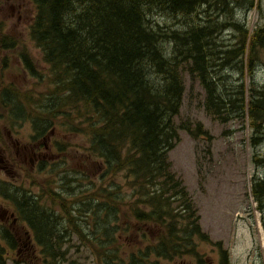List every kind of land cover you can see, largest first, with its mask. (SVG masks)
<instances>
[{
    "label": "trees",
    "instance_id": "16d2710c",
    "mask_svg": "<svg viewBox=\"0 0 264 264\" xmlns=\"http://www.w3.org/2000/svg\"><path fill=\"white\" fill-rule=\"evenodd\" d=\"M226 1L215 0L216 14L205 17L206 0H31L29 34L47 67L46 91L33 95L7 86L0 91V108L8 112L6 121L29 120L33 139L48 128L81 135L88 159L96 160L103 174L98 186L90 181V188L67 199L62 192L73 191V179L63 175L68 148L59 142L57 159L39 166L46 180L37 194L10 186L2 192L33 240L20 246L16 229L0 226V241L17 248L16 263L82 264L89 256L95 257L93 264L197 259L198 241L207 242L208 235L168 160L179 130L195 140L207 134L200 123H175L186 78L198 81L204 109L213 118H247L253 147L264 136V91H246L242 80L258 63L264 26L248 34L238 22H218L217 10H227ZM156 15L178 20V27L160 26ZM229 27L239 35L231 49L217 41ZM231 66L238 84L219 87L225 79L217 72ZM73 176L75 182L86 179ZM251 193L261 206L264 180ZM101 225L103 236L96 235ZM0 264H6L1 245Z\"/></svg>",
    "mask_w": 264,
    "mask_h": 264
},
{
    "label": "rangeland",
    "instance_id": "374dc122",
    "mask_svg": "<svg viewBox=\"0 0 264 264\" xmlns=\"http://www.w3.org/2000/svg\"><path fill=\"white\" fill-rule=\"evenodd\" d=\"M252 3L253 5L249 6L243 15L241 14L243 7L237 8L236 15L231 11L232 18L228 20V22H238L248 34L264 26V0H252ZM32 19L33 17L29 18L27 25L23 22L21 30L13 26L19 31L15 51L6 53L0 48V60L6 63L0 66V91L7 86H13L21 92L33 95L45 94L47 67L29 36ZM153 19L160 23V26L173 29L178 27V20L175 21L174 18L165 15H156ZM218 22L224 23L225 19L219 18ZM217 41L223 43L225 48L231 49L238 43L239 35H234L233 29L229 27L222 30L217 36ZM25 61L32 66L33 72L40 75L39 79L31 74ZM217 76H223L221 78L225 79L218 82L219 87L223 85L222 83L231 87L237 85L240 80L234 66L222 73L217 72ZM242 80L246 85V91L251 87L264 90V46L259 50V60L253 74L250 76L245 74ZM204 100L205 92L198 81L187 77L182 107L175 118V123L176 125L182 122H189L190 125L200 123L207 134L202 139L195 140L186 132L179 130V141L168 154L172 173L182 180L198 210L201 230L210 239L209 244L198 241V258L202 260L210 258L215 262L217 252L223 250L228 253L229 264H264V200L260 206V202L253 199L251 193L253 185L264 180V136L260 144L253 147L251 141L253 133L247 118L244 120L230 118L226 121L213 118L204 109ZM7 113L0 108V148L5 158L14 165L9 173L0 170L1 214L3 208L7 209L9 214L12 212V205L4 201L6 197L2 193L9 191V186L12 189H28L32 194L38 193L37 187L46 180L45 173L40 172L41 168H46L48 162L58 157L55 143L62 142L67 145L68 150L62 155L66 170L63 175L73 179V191L62 194L67 199H72L90 188L88 186L90 181L94 182L95 187L98 186L103 174L102 167L96 160L88 159L84 148L88 144L86 139L81 135L66 134L58 128L44 130V135L49 133L51 136V145H47L46 148L41 145L40 155L45 158L44 165L33 169L29 158L26 160L17 158L19 147L17 144L34 146L42 143L43 139L42 137L33 139L34 130L29 120L24 118L21 121H6ZM74 173H81L86 179L83 182H75ZM117 181L119 184L124 183L123 174L119 175ZM123 192L125 196L129 195L128 189H124ZM8 217L7 227L13 226L12 228L15 229L27 227L25 223L15 220L14 216L8 215ZM14 222L17 224L14 225ZM100 229L96 231V235L103 236V225ZM72 240L78 242L76 236H73ZM0 242L4 248L6 264H20L15 262V259L19 260L16 257L17 248L11 249L3 239ZM94 260V256H89L87 259L82 258L80 262L93 264ZM181 263L192 264L195 261L165 264Z\"/></svg>",
    "mask_w": 264,
    "mask_h": 264
},
{
    "label": "flooded vegetation",
    "instance_id": "af4514ba",
    "mask_svg": "<svg viewBox=\"0 0 264 264\" xmlns=\"http://www.w3.org/2000/svg\"><path fill=\"white\" fill-rule=\"evenodd\" d=\"M213 1L206 0V6H209L211 10H213L211 14H216V9L214 6L216 4H215V0ZM226 3H227V10H225L222 6L220 7V9L217 10L220 13L217 15V19L224 18L225 20H229V18H232L231 11H233V13L236 15L237 8H240V7H243L242 13H241L243 15L245 14V11L247 10V8L251 6L250 0H227ZM234 6L236 7L232 9ZM32 14H33V6L31 3V0H0V48L2 52L12 53L13 51L16 50L14 48L18 44L17 37L19 35L17 34V32L19 31L17 30H21V24L23 22H26V25H27L29 18L33 17ZM5 64L6 63L4 61L0 60V66H3ZM42 139H43L42 143H39L34 146H31L28 144L20 146V144H17L19 145L17 153H16L17 158L22 159V160H26L27 158H29L33 169L39 167L45 159L44 157L40 155L41 145L44 148H46L47 145H51V136H49V133H46L45 135L43 134ZM39 163L40 165H38ZM13 165L14 164H11L5 158L4 153L2 149L0 148V170L3 171L4 173H9L10 170L13 168ZM4 201L9 202L12 205V208H11L12 212L9 214V211L4 208L2 209V212H3L2 214L0 211V220H1L2 225H5L7 227L8 223L6 222L9 219L8 215L10 217L14 216L15 220L20 222L18 218V209L15 206V204L8 200H4ZM16 224L17 223L14 222V225ZM16 231L19 235L18 245L24 246V245L33 244V240L30 238L27 227L16 229ZM222 251L217 252V259L215 260V262H212L210 258H206L205 260H202L201 258H197L193 260L195 261V263H192V264H229L227 251H224L226 254L225 255L226 257H224V255L222 254ZM181 264H184V263H181Z\"/></svg>",
    "mask_w": 264,
    "mask_h": 264
},
{
    "label": "bare ground",
    "instance_id": "6f19581e",
    "mask_svg": "<svg viewBox=\"0 0 264 264\" xmlns=\"http://www.w3.org/2000/svg\"><path fill=\"white\" fill-rule=\"evenodd\" d=\"M211 1H213V0H211ZM219 1V0H218ZM210 2V1H209ZM214 2V1H213ZM217 2V1H216ZM229 2V1H228ZM211 5V4H210ZM215 6V5H214ZM216 7V6H215ZM221 7V6H220ZM232 7V6H231ZM220 9V8H219ZM225 9V8H224ZM213 12V10H211V8L209 7V6H206L205 5V7H204V13H203V15L205 16V17H207V16H209L211 13ZM211 16V15H210ZM205 19V18H204ZM203 19V20H204ZM210 20V19H209ZM209 22V21H208ZM262 33H264V32H262ZM258 47V46H257ZM259 47H261L260 46V44H259ZM247 59V58H246ZM246 67H248V66H246ZM250 79V78H249ZM255 84V83H254ZM250 85V84H249ZM249 87V86H248ZM264 91V90H263ZM215 110V109H214ZM216 113V112H215ZM223 114V113H222ZM225 116V115H224ZM222 117V116H221ZM222 119V118H221ZM228 120V119H227Z\"/></svg>",
    "mask_w": 264,
    "mask_h": 264
}]
</instances>
